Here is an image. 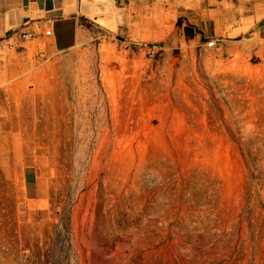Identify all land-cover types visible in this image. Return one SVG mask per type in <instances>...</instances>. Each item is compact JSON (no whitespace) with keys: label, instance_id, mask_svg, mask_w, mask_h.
I'll return each instance as SVG.
<instances>
[{"label":"rangeland","instance_id":"374dc122","mask_svg":"<svg viewBox=\"0 0 264 264\" xmlns=\"http://www.w3.org/2000/svg\"><path fill=\"white\" fill-rule=\"evenodd\" d=\"M131 1L0 52V264H264V39Z\"/></svg>","mask_w":264,"mask_h":264},{"label":"crops","instance_id":"0c3cea01","mask_svg":"<svg viewBox=\"0 0 264 264\" xmlns=\"http://www.w3.org/2000/svg\"><path fill=\"white\" fill-rule=\"evenodd\" d=\"M129 1L131 0H0V39H16L17 34L22 31H31L37 35L34 40H39L46 37L44 32L50 28L52 36L49 38L53 50L66 53L79 41L81 21L97 22L107 19L117 13L122 2L128 4ZM144 1L139 0V4ZM210 1L211 4L208 0V3L204 2L199 8L193 7L195 12L206 17L201 19V22L204 21L201 25L203 33L208 32L218 38L242 30L239 32L241 36L257 33L264 39V0ZM171 9L169 1L154 4L151 9L152 21H145L147 14L144 13L143 17L139 12L140 25L153 30L154 40H163L170 33L172 26L165 24V18ZM32 169L33 166L25 168L24 183L29 187L39 183V177Z\"/></svg>","mask_w":264,"mask_h":264},{"label":"built area","instance_id":"2783aa9c","mask_svg":"<svg viewBox=\"0 0 264 264\" xmlns=\"http://www.w3.org/2000/svg\"><path fill=\"white\" fill-rule=\"evenodd\" d=\"M44 35L46 37H51L52 36V30L50 28H47L44 32ZM37 35H35L33 32L31 31H22L21 33L17 34L16 40L9 42L7 41H1L0 42V52L5 51L6 49H13L14 46L20 42H30L33 41L36 38ZM216 43L215 42H210L209 46L213 47L215 46Z\"/></svg>","mask_w":264,"mask_h":264},{"label":"bare ground","instance_id":"6f19581e","mask_svg":"<svg viewBox=\"0 0 264 264\" xmlns=\"http://www.w3.org/2000/svg\"><path fill=\"white\" fill-rule=\"evenodd\" d=\"M15 40H16V39H11V38L8 39L9 42H12V41H15ZM15 46H16V45H15ZM13 49H14V48H13ZM13 49H6V50H9V51H10V50H13ZM6 50H5V51H6ZM133 185H134V187L136 188V185H135V184H133ZM111 191H112V190H111ZM112 192H113V191H112ZM113 193H114V192H113ZM128 193H129V192H128ZM126 197H127V196H126ZM127 198H128V199H127V200H128V204H127V205L131 206V202H132V201L130 200L129 197H127ZM164 207H165V206H164ZM132 208H133V207H132ZM167 208H168V207H167ZM129 209H130V207H129ZM159 209H160V208H159ZM131 210H132V209H131ZM134 210H135V208H134ZM135 211H136V210H135ZM158 220H159V219H158ZM131 236H132V235H131ZM132 241H133V240H131V238L126 239V244H131Z\"/></svg>","mask_w":264,"mask_h":264},{"label":"trees","instance_id":"16d2710c","mask_svg":"<svg viewBox=\"0 0 264 264\" xmlns=\"http://www.w3.org/2000/svg\"><path fill=\"white\" fill-rule=\"evenodd\" d=\"M186 32L188 33V28L186 29Z\"/></svg>","mask_w":264,"mask_h":264}]
</instances>
